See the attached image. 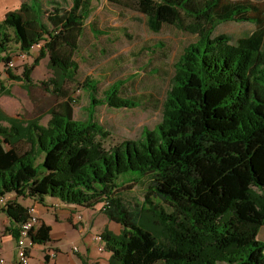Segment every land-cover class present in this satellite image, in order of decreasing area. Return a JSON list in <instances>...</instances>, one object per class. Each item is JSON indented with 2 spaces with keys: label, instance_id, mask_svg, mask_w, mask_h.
Listing matches in <instances>:
<instances>
[{
  "label": "trees",
  "instance_id": "1",
  "mask_svg": "<svg viewBox=\"0 0 264 264\" xmlns=\"http://www.w3.org/2000/svg\"><path fill=\"white\" fill-rule=\"evenodd\" d=\"M108 1L135 7L156 32L170 25L196 38L175 63L162 121L145 127L140 139L107 148L108 132L96 119V107L140 104L121 96L122 80L100 96L92 79L82 84L90 94L86 118L74 117L76 99L65 85L78 71L74 54L92 0L65 6L56 1L49 13L41 0L23 1L0 20V64L31 95V73L49 57L53 77L41 84L50 93V118L43 124V115L25 118L0 106V197H55L85 208L102 204V212L122 226L119 234L102 232L109 264H264V241L258 238L264 226V4ZM227 21L250 22L255 29L236 41L215 34ZM39 42L33 63L14 74L8 66L12 45L29 52ZM0 94L11 95L1 77ZM135 182L146 188L142 204H131L123 194ZM0 211L17 225L10 227L17 239L29 208L8 198ZM50 232L41 222L30 233L32 243L47 244Z\"/></svg>",
  "mask_w": 264,
  "mask_h": 264
},
{
  "label": "rangeland",
  "instance_id": "2",
  "mask_svg": "<svg viewBox=\"0 0 264 264\" xmlns=\"http://www.w3.org/2000/svg\"><path fill=\"white\" fill-rule=\"evenodd\" d=\"M41 1L48 13L56 1L62 2ZM252 1L264 4V0ZM66 2L71 3V0ZM66 2H62L64 6ZM91 27H95L98 33L95 34ZM254 29L255 25L250 22L227 21L217 26L215 34H229L236 41ZM195 40L194 35L170 25L163 26L157 32L152 30L146 16L133 6L126 7L108 0H92V13L84 23L79 47L74 54L78 71L75 80L67 81L65 85L76 99L74 117L84 119L87 115L90 94L82 86L85 81L97 80L98 92L102 96L110 84L122 80L121 96L133 97L140 105L131 108L99 105L96 107V119L108 132L104 140L107 148L127 140L140 139L145 127L153 129L162 121L163 105L171 89L175 63L184 47ZM12 52L14 66L9 68L14 74H20L25 65L33 63L39 49L26 58L19 56L20 51L15 45H12ZM7 68L6 64H0V76L10 88L11 95L0 94V106L11 115L20 114L25 118L43 115L41 123L46 124L50 116L46 115L45 105L51 97L47 88H42L41 82L47 81L49 84L53 77L49 57L41 59L31 73L36 84L31 95L22 81L8 78ZM130 175L128 173L120 177ZM131 184V188L123 191L125 198L131 204H142L145 186L138 182ZM162 205L169 209L167 205ZM258 238L264 241V226L260 228Z\"/></svg>",
  "mask_w": 264,
  "mask_h": 264
},
{
  "label": "crops",
  "instance_id": "3",
  "mask_svg": "<svg viewBox=\"0 0 264 264\" xmlns=\"http://www.w3.org/2000/svg\"><path fill=\"white\" fill-rule=\"evenodd\" d=\"M21 3V0H0V20L6 12L16 9ZM8 198L16 199L26 208L33 207L39 218L38 225L44 222L51 227L50 242L32 245L30 264H109L110 252L99 250V246L105 242L95 237L105 229L119 234L122 226L110 220L102 212V206L98 207L99 204L85 208L64 203L55 197H46L44 202H39L31 197H16L14 193L6 195ZM16 226L5 212L0 211V259H3L0 264H18L16 237L10 230V227ZM52 250L54 256L51 255Z\"/></svg>",
  "mask_w": 264,
  "mask_h": 264
},
{
  "label": "built area",
  "instance_id": "4",
  "mask_svg": "<svg viewBox=\"0 0 264 264\" xmlns=\"http://www.w3.org/2000/svg\"><path fill=\"white\" fill-rule=\"evenodd\" d=\"M43 42H39L36 43L34 45L31 46V49L29 50V52H23L21 51L19 56L22 58H26L29 56V54H31L32 52H34L37 49H40L42 46ZM9 67H13L14 66V60L12 59L9 63H8ZM6 197H0V206H4L6 203ZM81 216H79L80 218ZM39 223V218L35 213V209L33 207L29 208V218L27 220H25L19 227V232H18V236L16 239V252H17V263L18 264H30V249L33 245L32 241H31V236L30 233L32 231V229H34ZM96 240L98 241H103V236L101 233L96 235ZM105 248V243L101 246H99V250H104ZM52 256L55 255L54 251L52 250L51 253ZM0 262H3V259H0Z\"/></svg>",
  "mask_w": 264,
  "mask_h": 264
}]
</instances>
